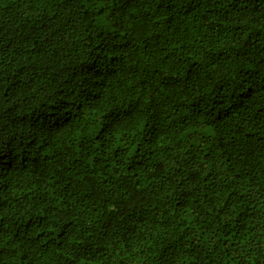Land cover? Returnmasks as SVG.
Segmentation results:
<instances>
[{
    "label": "trees",
    "instance_id": "obj_1",
    "mask_svg": "<svg viewBox=\"0 0 264 264\" xmlns=\"http://www.w3.org/2000/svg\"><path fill=\"white\" fill-rule=\"evenodd\" d=\"M0 264H264V0H0Z\"/></svg>",
    "mask_w": 264,
    "mask_h": 264
}]
</instances>
